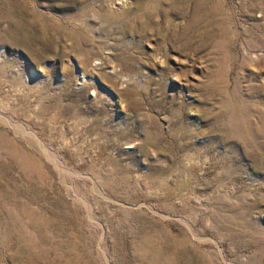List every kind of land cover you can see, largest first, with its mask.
I'll return each instance as SVG.
<instances>
[{
  "label": "rangeland",
  "instance_id": "374dc122",
  "mask_svg": "<svg viewBox=\"0 0 264 264\" xmlns=\"http://www.w3.org/2000/svg\"><path fill=\"white\" fill-rule=\"evenodd\" d=\"M0 264H264V0H0Z\"/></svg>",
  "mask_w": 264,
  "mask_h": 264
},
{
  "label": "bare ground",
  "instance_id": "6f19581e",
  "mask_svg": "<svg viewBox=\"0 0 264 264\" xmlns=\"http://www.w3.org/2000/svg\"><path fill=\"white\" fill-rule=\"evenodd\" d=\"M112 73V72H111ZM123 80V79H122ZM127 83V82H126ZM123 85V84H122Z\"/></svg>",
  "mask_w": 264,
  "mask_h": 264
}]
</instances>
